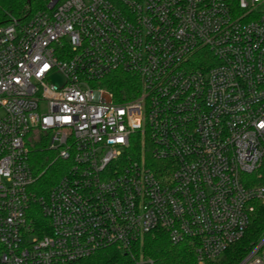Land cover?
<instances>
[{
    "label": "built area",
    "instance_id": "built-area-1",
    "mask_svg": "<svg viewBox=\"0 0 264 264\" xmlns=\"http://www.w3.org/2000/svg\"><path fill=\"white\" fill-rule=\"evenodd\" d=\"M119 72L135 84L117 95ZM262 125L264 0H50L10 16L0 264H154L133 247L156 229L218 260L264 201ZM45 148L60 174L38 193ZM236 264H264V236Z\"/></svg>",
    "mask_w": 264,
    "mask_h": 264
},
{
    "label": "trees",
    "instance_id": "trees-1",
    "mask_svg": "<svg viewBox=\"0 0 264 264\" xmlns=\"http://www.w3.org/2000/svg\"><path fill=\"white\" fill-rule=\"evenodd\" d=\"M50 0H0V25L5 23L10 16L23 18L38 10L46 8ZM135 84L134 79L126 73H115L111 81L106 83L117 95L129 90ZM122 99V98H121ZM140 141L133 144L135 154L140 150ZM53 154L45 149H40L32 155L31 160L35 173L42 172L33 185V190L44 193L60 174L58 159H53ZM156 166L157 164L154 163ZM261 176L258 183L264 186V163L260 168ZM264 236V201L255 203V209L250 218V223L242 238L230 245L223 255L214 261L204 264H236L251 248ZM136 258L149 259L154 264H198L194 249L187 242L173 244L167 234L159 229L146 233L133 247ZM105 261L123 262L125 256L113 250L103 251Z\"/></svg>",
    "mask_w": 264,
    "mask_h": 264
},
{
    "label": "water",
    "instance_id": "water-1",
    "mask_svg": "<svg viewBox=\"0 0 264 264\" xmlns=\"http://www.w3.org/2000/svg\"><path fill=\"white\" fill-rule=\"evenodd\" d=\"M55 1L56 0H52V3H54ZM53 80H54L55 83H57L58 85H60L61 79H60V77L57 74L53 76Z\"/></svg>",
    "mask_w": 264,
    "mask_h": 264
},
{
    "label": "snow or ice",
    "instance_id": "snow-or-ice-1",
    "mask_svg": "<svg viewBox=\"0 0 264 264\" xmlns=\"http://www.w3.org/2000/svg\"><path fill=\"white\" fill-rule=\"evenodd\" d=\"M262 126H264V125H262Z\"/></svg>",
    "mask_w": 264,
    "mask_h": 264
}]
</instances>
